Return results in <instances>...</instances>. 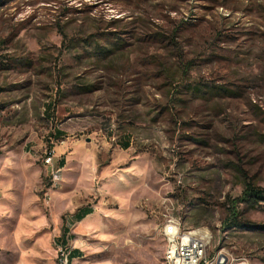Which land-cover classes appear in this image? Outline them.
I'll use <instances>...</instances> for the list:
<instances>
[{
    "label": "rangeland",
    "instance_id": "1",
    "mask_svg": "<svg viewBox=\"0 0 264 264\" xmlns=\"http://www.w3.org/2000/svg\"><path fill=\"white\" fill-rule=\"evenodd\" d=\"M0 152V264H264V0H0Z\"/></svg>",
    "mask_w": 264,
    "mask_h": 264
},
{
    "label": "built area",
    "instance_id": "2",
    "mask_svg": "<svg viewBox=\"0 0 264 264\" xmlns=\"http://www.w3.org/2000/svg\"><path fill=\"white\" fill-rule=\"evenodd\" d=\"M52 149L47 153L45 162L51 163ZM163 232L167 236V258L162 260H169V264H229L230 259L224 253L222 255H208V244L210 240H197L187 238L184 230L181 228L177 220L163 225ZM61 245L65 248L66 245ZM70 251H67L61 264H68V256ZM241 264H248L242 262Z\"/></svg>",
    "mask_w": 264,
    "mask_h": 264
},
{
    "label": "trees",
    "instance_id": "3",
    "mask_svg": "<svg viewBox=\"0 0 264 264\" xmlns=\"http://www.w3.org/2000/svg\"><path fill=\"white\" fill-rule=\"evenodd\" d=\"M170 40V43H173L174 41V37L173 36H169L167 37ZM113 44L112 48L109 49L110 53H114L116 50H119L121 48H123L125 46V43L120 42V40L118 39V41L116 40ZM178 71V69H177ZM174 72V71H173ZM174 76H176V73H173ZM190 88V87H188ZM193 91H197V89L192 88ZM51 107H53V105H49L48 109H51ZM247 183H245V193L244 196L241 197L239 199L240 202L242 203H246L248 207L250 208H259L262 207V205L264 204V188H256L255 186H253L251 184V182L249 181H245ZM91 212H94L93 209L90 206L87 207H83L81 209H79V211L75 214V216L77 217L78 220H81L83 218H85L88 214H90ZM241 221L238 220L237 216L234 215L233 217L226 219L224 221V227L225 228H231L232 226H236V225H240ZM63 238V236H62ZM62 245H66L63 241H61ZM72 252L73 250L70 251L69 256H68V264H70L71 258H72ZM162 261V260H161Z\"/></svg>",
    "mask_w": 264,
    "mask_h": 264
},
{
    "label": "crops",
    "instance_id": "4",
    "mask_svg": "<svg viewBox=\"0 0 264 264\" xmlns=\"http://www.w3.org/2000/svg\"><path fill=\"white\" fill-rule=\"evenodd\" d=\"M50 112L48 111V114H49ZM64 130H54V135L57 137V138H60V137H63V136H65L66 134H65V132H63ZM130 144H129V140H126L125 142H124V146H126V147H128ZM0 155H1V152H0ZM59 160H58V162H57V166H58V168L59 169H62V168H64V166L66 165V160H65V158L64 157H61V158H58ZM81 209V208H80ZM78 212V211H77ZM76 212V213H77ZM75 213V214H76ZM92 213V212H91ZM90 213V214H91ZM75 214H74V217L76 218V220L77 221H82L83 219H85V218H83V219H81V220H78L77 219V217L75 216ZM68 232H67V230H66V228H65V231H64V233H63V238L61 239V241H63L65 244H67V242H68ZM81 255H82V253H81V251L80 250H78V249H74L73 250V252H72V258H71V261H70V264H76L75 262V260L76 259H79V258H81Z\"/></svg>",
    "mask_w": 264,
    "mask_h": 264
},
{
    "label": "bare ground",
    "instance_id": "5",
    "mask_svg": "<svg viewBox=\"0 0 264 264\" xmlns=\"http://www.w3.org/2000/svg\"><path fill=\"white\" fill-rule=\"evenodd\" d=\"M171 221H168L167 223H170ZM187 238L189 239H197V240H208V238L204 235H198L196 232L193 231H184ZM163 235L166 239V243H167V236H166V232H163ZM167 246V245H166ZM163 258H167V249L165 250V254ZM161 264H169V260H162Z\"/></svg>",
    "mask_w": 264,
    "mask_h": 264
}]
</instances>
